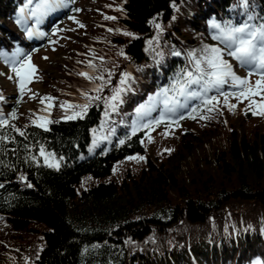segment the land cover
<instances>
[{
    "label": "trees",
    "instance_id": "obj_1",
    "mask_svg": "<svg viewBox=\"0 0 264 264\" xmlns=\"http://www.w3.org/2000/svg\"><path fill=\"white\" fill-rule=\"evenodd\" d=\"M107 1L95 0L96 8L91 16H100L86 34L93 32L107 38L102 35L99 21L106 18L104 14L110 13L115 4H123L121 0ZM226 1L236 4L229 7L234 13L243 9L238 0ZM77 2L73 0L56 12L61 16L77 12L74 11ZM208 2L217 5L215 0ZM193 4L192 0H126L125 13L112 12L117 18L114 20L119 31L116 35L121 38L118 48L131 63L127 73L134 79L130 83L132 90L124 95L118 110L107 112L112 115L109 118H106L107 105L103 99L93 101L83 119H65L59 107L61 100L70 103L68 93L63 92L67 81L80 80L79 86L84 92L96 94L92 92V83L78 73L103 74L107 79L111 71V84L100 93L102 98L111 95L123 74L118 64L107 65L105 71L98 65L107 54L104 41L87 43V38L78 33H73L74 43L69 45L68 54L57 64L56 71L47 76L51 80H42L41 96L35 95L37 102L46 96L55 97L47 117L51 121L47 124L49 131L33 124L43 114L44 107H39V103L28 106V121L19 125L18 121L24 117L18 106L9 107L5 100H0L4 112L0 111V116L9 117V123L26 136L21 137L7 126L2 130L8 140L0 145V217L13 223L2 233L6 238L18 236L20 240L17 248L11 250L6 238H0V264L264 262V115L252 114L258 109L250 107L246 100L240 102L229 97V103L238 105L229 110L221 97L222 110L206 113L205 119L199 118L198 112L196 119L185 118L170 127L161 125L148 131L151 140L145 131L128 138L136 107L150 97L145 94L146 89L155 88L152 83L158 82L161 74L171 78L170 72L176 73L184 66V55L177 57L172 53H185L216 42L211 39V31L201 29V25L208 24L206 14L217 16L226 12ZM24 5L25 0H0V51L9 55L17 49L23 52L31 49L22 45L26 26L16 22L18 10ZM250 10L264 17V0H252ZM202 13L206 16L202 17ZM167 18L168 24L164 25L167 31L154 26L153 21L163 26ZM38 24L36 32L44 29L46 34V30L51 34L52 21ZM110 25L114 27L115 23ZM123 28L133 36L123 35ZM75 44L78 45L75 54L81 53L76 61L71 55ZM82 58L88 59L87 63L97 62L95 71L80 62ZM60 76L63 77L58 82ZM257 79L253 77L250 82L254 85ZM165 85L168 82L160 88ZM18 86L15 79L5 85ZM255 99L258 103L264 102L259 96ZM82 102L80 93H72L71 103ZM198 104L199 101H192L190 107ZM33 110L37 114L31 117ZM13 112L17 114L15 119L11 118ZM112 127L114 138L110 141L106 136ZM92 139L95 149L88 151L87 145ZM122 139L124 144L119 143ZM40 144L55 153L60 160L59 170L44 166L42 157L38 161L30 159L38 154ZM131 156L145 159L129 160ZM21 176L25 177L24 181ZM198 226H202V233L198 232ZM12 227L18 230L13 231ZM176 235L180 238L174 241ZM201 235H205L201 238L205 244L199 248ZM99 241L105 243L101 248V243L96 244ZM163 243L168 245L166 256L153 251L151 258H142L144 248L162 249ZM119 244L133 249V254L123 251L121 256L116 255L114 251ZM37 246L39 250L28 256V248Z\"/></svg>",
    "mask_w": 264,
    "mask_h": 264
},
{
    "label": "snow or ice",
    "instance_id": "obj_2",
    "mask_svg": "<svg viewBox=\"0 0 264 264\" xmlns=\"http://www.w3.org/2000/svg\"><path fill=\"white\" fill-rule=\"evenodd\" d=\"M72 2L73 0H25V5L18 10L16 22L20 25H26L29 21H34L38 24L50 14L68 7ZM238 3L244 10L240 23H233L232 21L220 23L215 20L210 22L211 39L216 41L217 44H204L199 49H193L185 53L181 51L172 53L177 57L184 55L186 62L170 78L169 85L158 89L154 95L149 97L146 103L135 109V120L130 126L131 135L128 137L129 139L131 136H135L138 131H145V135L148 136V131L161 125L170 127L185 118L196 119L195 114L198 112L200 113L199 118L205 119L207 118L206 113L222 110L220 108L221 97L229 110L238 106L229 103V97H234L240 102L249 101L250 107L259 110L258 112L253 111V115H264V102L258 103L255 99L259 96L264 101V17H260L250 10L252 0H238ZM173 7H175V4H173ZM74 11L78 12L80 9H74ZM68 18L75 21L74 16ZM106 19L115 20L117 18L106 17ZM76 23L79 24V21H76ZM153 24L157 29H161V26L155 21H153ZM79 26L84 27L83 24ZM109 31L113 30L109 29ZM26 34L31 38L36 33L31 28H26ZM38 34L40 36L45 35V33ZM122 34L129 37L133 36L130 32H123ZM149 43L151 44L152 41H149ZM225 57H230L240 67L248 69V76L241 77L237 75L233 64ZM0 58L11 67L15 77L18 78L20 96L22 97L26 92H30L31 89L27 86L32 83L37 72L36 66L31 62V56L17 49L11 55L0 51ZM88 66L95 71V65L91 61ZM254 74L259 79L253 85L250 82V77ZM78 75L83 76L92 83V92L96 94L89 95L88 92H82V103L62 102L59 107L63 110L64 118L68 120L83 119L93 101H100L101 99L107 105L106 114L109 111H117L118 105L123 103L124 95L132 90L130 83L134 79L129 73L121 74L118 85L112 88L111 95L102 98L100 93L111 84L112 73L110 70L107 79L103 74L92 75L89 72H80ZM96 81H99V83H96ZM225 86L233 89V91H225ZM213 92L216 94L211 95ZM33 98H35V94H33ZM54 100L55 98L50 96L41 99L42 105L45 101H49V103L42 109L43 114L33 121L36 127L43 128L45 131L50 130L47 124L51 121L47 117L51 114L49 109L54 107L52 103ZM192 101H199V104L190 107ZM156 112H158V115L153 116V113ZM11 118H17V114L15 112L11 113ZM5 126L13 128L21 137L26 138L24 131L9 123V117L0 116V145L8 140V136L2 131ZM148 139L151 140V137L148 136ZM119 143L124 144L125 140L122 139ZM41 157L44 166L59 170L60 160L56 158L55 153L48 152L43 144L39 145L38 154L30 156V159L38 161ZM128 159L144 160L145 157L131 156ZM20 179L24 181L25 177L21 176ZM28 186L31 187V184ZM261 264H264V262H261Z\"/></svg>",
    "mask_w": 264,
    "mask_h": 264
},
{
    "label": "rangeland",
    "instance_id": "obj_3",
    "mask_svg": "<svg viewBox=\"0 0 264 264\" xmlns=\"http://www.w3.org/2000/svg\"><path fill=\"white\" fill-rule=\"evenodd\" d=\"M109 1H112V0H108L107 2H109ZM121 1L123 2L122 6L115 4L113 6V9L110 10V13L106 12L104 14V17H115L116 15L112 12H119V13L124 12L125 13L123 6H124V3L126 0H121ZM185 1H188V0H185ZM192 2H194V4L197 3L198 6H201V5L205 6V8H208V10H212L215 12H216V9L220 8L221 11L226 12L229 15L235 16L234 17L235 20L242 19V14L244 11L243 9H240L238 13H234V11H232V9L229 8V7H233L236 5L234 2L221 0V3H220V2H218V0H215V2L217 4L216 6L215 5H209L210 3L208 2V0H192ZM108 6L110 7L109 4H108ZM117 7H118V9H122V10L117 11ZM95 8H96L95 0H78L77 9H80V11L73 12V13H67L65 16L60 15V17L57 19V20H60V22H59V24H57L56 26H54L51 29L52 32L50 35H49V31L46 30L48 38L43 39V40L40 39L38 46L34 47L33 49H30L29 51L25 50L28 52L27 55L29 54L31 56V62H32V64H34L36 66L37 72L35 73V77L33 78L32 83H30L27 86L29 89H31V91L26 92L25 95H23L22 97L19 94V86L16 88L5 87V85L7 83H9L11 79H15V83L18 84V82H17L18 78L15 77V74L12 72V70L9 69L8 71H6L5 66L7 64L3 63V61L0 60V94H3L0 96V100H2V99L5 100L7 102V104L9 105V107L16 105V108H17V106H18V108H19L18 110L21 111V116L24 117V119L21 118L20 122L18 121L19 125L22 124L23 121H28L27 120L28 115L26 114L29 111L28 106L35 104V103H39V107H44L49 103V101H45L44 104L42 105L41 101L37 102L36 98H33V94L36 95L37 93H39L41 96V94H42V85H41L42 80L47 81V82L51 80V78H49L47 76L52 75L56 71L55 68H56L57 64L60 62V60L62 58L64 59L66 57V55L68 54L69 45L74 43V38L72 36L73 33H78V34H80V36L86 37L87 43H89L88 41H90L91 44H93L96 40H101V41H104L105 44H107V48H108L107 54L104 55L103 59H101L98 62V65L103 68V71H105L108 68L107 65H110V67L111 66L115 67L117 64H118V68L120 66L123 69V73H127L130 71L131 63L127 61V59L124 55L120 54V48H118V44L120 43L119 41H121L119 39H121V38L119 35H116V32L118 33L119 31H118V27L116 26V22H114V20L110 21V19L102 18L101 21H99V24H100L99 28L102 32V35L103 36L106 35L107 38H101L100 35H98V34L96 35L93 32L86 34V31L88 29H92V27H90V26L92 24H95V22L98 20V18L100 16V15L95 14L96 11L94 12L95 15L91 16L92 12L95 10ZM204 15L205 14L202 13L201 16L203 17ZM69 16H74L75 21L72 19H69L68 18ZM80 17H81V19H80ZM53 18H54V14L52 13L48 17H46L41 24L42 25H44L43 23L48 24L50 21H53ZM76 21H79V24L76 23ZM81 22L84 25L83 28L79 27ZM110 23H113V24L115 23V26L113 27L112 25H110ZM166 24H168V18H167V21L165 23H163V26L160 25L161 28H164V30L167 31L166 27L164 26ZM109 29H112L113 31L110 32ZM127 29H128V27H127ZM201 29H208L211 31L209 24L201 25ZM122 31L128 32V31H126L125 28H123ZM24 35H25V33H24ZM89 39H91V40H89ZM64 44H68V45L63 46ZM77 46L78 45L75 44L73 49L71 50L72 58L75 61L78 60V56L81 54V53L79 54V51H77L75 54L74 49L77 48ZM59 56H62V57L57 58ZM225 59H227V57H225ZM87 60L88 59L82 58V60L80 62H85L88 69H91L88 66L89 63H87ZM93 64L96 66L97 62H94ZM48 71H50V72H48ZM67 71H68V68L66 67L64 78L66 77ZM72 73H74V70H72ZM43 74H48V75L43 76ZM129 74L131 75V73H129ZM62 77L63 76H60V78H58L57 81L60 82ZM45 78H48L49 80H45ZM79 85H80V80L75 82V83H72L70 81H67L64 83L63 92L68 93V95L70 97V103H71L72 93L73 94H77V93L81 94L82 92H84V90L81 89V87ZM144 87H142V89H141V94H142V90L144 89ZM37 88H39V90H37ZM23 99L25 101H22ZM62 102H65V101L61 100L59 102V105ZM36 114H37V110H35V111L33 110L31 117L36 116ZM31 117H30V120H31ZM113 128L114 127L110 128V134L112 133ZM106 138L109 139L110 135L106 136ZM94 145H95V140L92 139L90 141V143L88 144L89 151H91L94 148ZM140 189L141 188H139V190ZM140 196H141V194H140ZM136 197L139 198L138 196H136ZM213 217H214V219L217 218L216 215H213ZM8 225L12 226L13 225L12 221H10L8 219H0V238H2V237L6 238V236L2 233V231L4 230V228L7 229ZM11 229L15 232L18 230V228H15V227H12ZM19 229H21V227ZM198 232L199 233L203 232L202 226H198ZM204 236L205 235H201L199 237V241H198L199 245H200L199 248L201 247V244H205V240L201 239ZM12 237L13 238L7 237L5 239V242L10 244V246H8L9 249L15 250L18 246V245H16V243L20 239L18 238V236H12ZM177 238H180V237L176 235L173 237V240L175 241ZM185 239H188V238H185ZM184 242H186V241H184ZM99 243H101L100 248L103 245H105V243L103 241H99L96 244H99ZM186 243L189 244L191 242L188 241ZM0 245H2V244L0 243ZM164 245H165V243H163V246ZM148 246H150V245H148ZM96 247H98V246H96ZM144 250H145V254L142 256V258H144V259L151 258L150 256L152 255L153 251H155L154 253H160V254L166 256V253L168 252V245H167V247L165 245V247H162V249L158 248L157 246H154V248H144ZM123 251H126L132 255L134 250L131 248L127 249L126 245L119 244L118 248L115 249L114 253L118 256H121Z\"/></svg>",
    "mask_w": 264,
    "mask_h": 264
},
{
    "label": "bare ground",
    "instance_id": "obj_4",
    "mask_svg": "<svg viewBox=\"0 0 264 264\" xmlns=\"http://www.w3.org/2000/svg\"><path fill=\"white\" fill-rule=\"evenodd\" d=\"M261 3H262V2H261ZM0 21H1V20H0ZM4 21H5V20H4ZM4 21H3V22H4ZM5 23H6V22H5ZM5 23H4V24H5ZM190 240H192V239H190Z\"/></svg>",
    "mask_w": 264,
    "mask_h": 264
}]
</instances>
